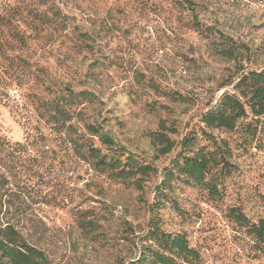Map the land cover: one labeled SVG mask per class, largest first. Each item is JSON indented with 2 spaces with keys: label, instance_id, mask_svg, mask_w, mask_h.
Returning a JSON list of instances; mask_svg holds the SVG:
<instances>
[{
  "label": "rangeland",
  "instance_id": "374dc122",
  "mask_svg": "<svg viewBox=\"0 0 264 264\" xmlns=\"http://www.w3.org/2000/svg\"><path fill=\"white\" fill-rule=\"evenodd\" d=\"M79 8L91 49L44 33L28 50L0 56V132L12 142L36 136L14 168L0 164V223L49 264H131L155 217L166 233L187 234L200 264H264L233 219L264 217V117L255 139L240 128L210 131L228 142L234 166L220 197L175 179L157 199L183 137L197 134L194 150L208 144L200 114L242 73L264 68V0H81ZM67 88L101 102L79 107L85 121L74 117L68 134L35 108ZM93 121L153 168L139 189L99 174L74 151L70 139L90 138L85 123ZM160 137L173 143L167 154Z\"/></svg>",
  "mask_w": 264,
  "mask_h": 264
},
{
  "label": "trees",
  "instance_id": "16d2710c",
  "mask_svg": "<svg viewBox=\"0 0 264 264\" xmlns=\"http://www.w3.org/2000/svg\"><path fill=\"white\" fill-rule=\"evenodd\" d=\"M80 3L81 0H0V56L5 58L6 51L28 50L44 33L65 35L75 40L73 47L76 49L83 46L91 49V38L87 33L80 32L77 25ZM15 58L19 59V56ZM12 63L11 60L10 67ZM66 90L67 94L60 98L39 99L35 108L39 118L56 132L68 134L74 117L85 121L79 107L101 102L92 91ZM177 99L183 98L179 96ZM263 117L264 68L242 73L233 83L232 92L222 93L213 105L200 114L203 125L200 132L208 144L194 150L199 142L197 134L190 132L183 137L172 167L163 171L157 186L160 191L157 199L163 197L164 191L175 179H183V182L205 190L212 198L220 197L223 183L232 174L234 166L230 162L232 154L228 142L218 140L210 131L234 132L240 128L246 137L255 139L259 133L258 123ZM85 126L90 138L79 135L70 139L77 155L99 174L139 189L144 177L149 176L153 168L140 162L133 154L126 153L97 121L86 122ZM31 137L36 139L29 133L25 142H12L0 132V164L3 168H14V159L29 149L32 142L28 140ZM159 139L166 145L162 154L169 153L173 143L167 138ZM233 219L245 228L257 251L264 254V217L250 223L243 214L234 213ZM147 227L140 256L131 264H200V252L191 246L187 234L166 233L160 228L157 217L150 219ZM0 264L49 263L43 252L29 246L11 224L4 226L0 223Z\"/></svg>",
  "mask_w": 264,
  "mask_h": 264
}]
</instances>
